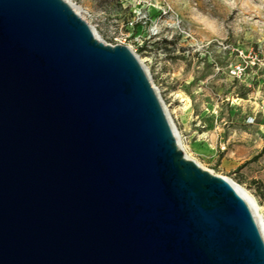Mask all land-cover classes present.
Masks as SVG:
<instances>
[{"label": "water", "instance_id": "95a60500", "mask_svg": "<svg viewBox=\"0 0 264 264\" xmlns=\"http://www.w3.org/2000/svg\"><path fill=\"white\" fill-rule=\"evenodd\" d=\"M0 264H264L255 209L66 0H0Z\"/></svg>", "mask_w": 264, "mask_h": 264}, {"label": "rangeland", "instance_id": "374dc122", "mask_svg": "<svg viewBox=\"0 0 264 264\" xmlns=\"http://www.w3.org/2000/svg\"><path fill=\"white\" fill-rule=\"evenodd\" d=\"M154 1L169 12L156 9L152 20L134 19L139 8L146 14L135 0L75 3L102 40L124 42L145 61L191 159L251 192L264 215V0ZM196 40L212 45L198 50Z\"/></svg>", "mask_w": 264, "mask_h": 264}, {"label": "built area", "instance_id": "2783aa9c", "mask_svg": "<svg viewBox=\"0 0 264 264\" xmlns=\"http://www.w3.org/2000/svg\"><path fill=\"white\" fill-rule=\"evenodd\" d=\"M136 2V6L139 8V7H142L145 9V12L146 14L144 15L142 13V9L139 8L137 11H135V15H136V18H134L135 20H140L141 18L143 17H146V18H149V20H152L154 14H155V10L156 9H159L161 10V13H164V14H167L169 12V8H167L166 6H163L157 2H155L154 0H135ZM176 29L177 31H179L182 36L185 38V39H188V40H194V34L193 32L191 31V29L189 28H186L184 27L180 21H178L176 23ZM137 40H141L143 39L141 36H137L136 37ZM142 42L144 43V40H142ZM116 44H121V45H126L124 44V42H121V43H116ZM116 44H113V45H116ZM195 45L198 46V50H200L201 48H204L206 47L207 49H209L212 45V42H203V41H199V40H196V43ZM223 47L227 50L229 49V46H225L223 43H222ZM129 46V45H128ZM132 48V50L134 52H136V50L133 49L132 46H130ZM240 52V55L241 56H246L245 54V51L244 50H238ZM137 53V52H136ZM252 52H250L251 54ZM139 56V55H138ZM140 57V56H139ZM148 68V67H147ZM245 67L243 66V64H237L235 67H234V74L238 77H241L244 72H245ZM149 70V69H148Z\"/></svg>", "mask_w": 264, "mask_h": 264}, {"label": "bare ground", "instance_id": "6f19581e", "mask_svg": "<svg viewBox=\"0 0 264 264\" xmlns=\"http://www.w3.org/2000/svg\"><path fill=\"white\" fill-rule=\"evenodd\" d=\"M66 1H68L70 4H72L73 7H74V9H75L78 13H80V9H81V7H80L77 3H75V0H66ZM80 14H81V13H80ZM141 61H142V63L146 66V68H147L148 66L146 65L145 61L142 60V59H141ZM177 131H178V140H179L180 145H181L182 148L185 150L187 156H188L189 158H191L190 155L188 154L186 148L184 147V144H183V142H182V138H181V135H180V132H179L178 129H177ZM236 186H237L239 192L242 194V196H243V197H244V198H245V199L251 204V206L255 209L256 214H257V217H258V220H259L260 223L262 224L263 231H264V215H263V213H262V205L259 203L258 199H257V198H256L251 192H249L247 189H245L244 187H242V186H240V185H237V184H236Z\"/></svg>", "mask_w": 264, "mask_h": 264}]
</instances>
